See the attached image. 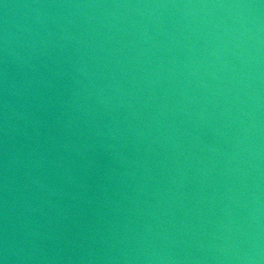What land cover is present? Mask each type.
<instances>
[{
    "label": "water",
    "instance_id": "obj_1",
    "mask_svg": "<svg viewBox=\"0 0 264 264\" xmlns=\"http://www.w3.org/2000/svg\"><path fill=\"white\" fill-rule=\"evenodd\" d=\"M0 264H264V0H0Z\"/></svg>",
    "mask_w": 264,
    "mask_h": 264
}]
</instances>
